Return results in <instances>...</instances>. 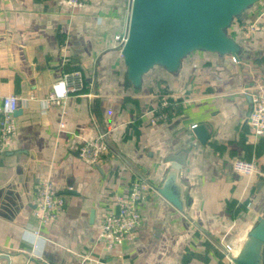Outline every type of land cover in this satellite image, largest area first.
Returning a JSON list of instances; mask_svg holds the SVG:
<instances>
[{
	"label": "crops",
	"instance_id": "1",
	"mask_svg": "<svg viewBox=\"0 0 264 264\" xmlns=\"http://www.w3.org/2000/svg\"><path fill=\"white\" fill-rule=\"evenodd\" d=\"M130 6L0 0V97H19L17 133L0 153V197L13 202L5 204L13 218L0 215V264H224L225 245L235 255L264 213V135L242 124L246 96L264 94V0L226 28L240 45L236 57L195 49L174 71L154 65L138 86L126 76L115 38ZM252 21L261 28L246 35L240 26ZM62 78L78 89L64 103H45ZM164 96L182 104L151 122L147 110ZM192 124L205 125V140ZM101 132L107 152L84 163L79 145ZM235 157L255 158L262 174L234 172ZM173 163L184 212L156 190ZM134 177L150 185L141 225L132 242L107 249L98 237L101 215L116 209ZM42 180L54 184L65 207L41 227L33 249L30 191Z\"/></svg>",
	"mask_w": 264,
	"mask_h": 264
},
{
	"label": "water",
	"instance_id": "2",
	"mask_svg": "<svg viewBox=\"0 0 264 264\" xmlns=\"http://www.w3.org/2000/svg\"><path fill=\"white\" fill-rule=\"evenodd\" d=\"M256 1L131 0L127 37L121 47L127 78L138 86L142 75L156 64L174 71L181 59L195 49L236 57L241 52L240 45L226 28L234 16ZM246 97L248 106L243 125L253 108L252 95ZM192 129L202 141L206 139L208 133L204 124ZM177 168L178 164L173 163L163 184L156 190L184 212L181 185L176 180ZM66 192L71 191L66 189ZM8 201L12 202L8 195L0 197V215L12 219L13 213L5 205ZM233 261L235 264H264V213L257 217L233 255Z\"/></svg>",
	"mask_w": 264,
	"mask_h": 264
},
{
	"label": "built area",
	"instance_id": "3",
	"mask_svg": "<svg viewBox=\"0 0 264 264\" xmlns=\"http://www.w3.org/2000/svg\"><path fill=\"white\" fill-rule=\"evenodd\" d=\"M91 0H65L69 7H83ZM261 28L257 21L242 23L240 29L249 35ZM128 24L124 31L117 34L115 38L120 48L127 37ZM235 57V56H233ZM79 76V72H74ZM66 82V91L61 82ZM78 89L75 84H70L65 78L54 81L45 99L48 104H60L66 101L69 93ZM253 108L248 117L247 123L251 129V135L259 137L264 135V94L252 95ZM19 104V97L16 94H7L0 97V153L8 149L17 133V124L14 113ZM182 104L181 100L170 96L159 98L156 104L150 106L147 112L150 114L151 122L163 118L164 109L173 111ZM62 125V124H61ZM195 124L191 125L193 128ZM108 150V142L105 133L101 132L95 137L83 141L77 154L81 161L86 164H96L101 156ZM231 168L234 172L246 176L261 175L262 170L258 161L235 157L231 160ZM150 185L143 177H134L130 180L128 190L116 196V209L104 211L101 215L98 237L104 242L107 249H111L123 242H132L136 231L142 222L141 203L145 199ZM32 217L35 221L29 230L34 236L33 249L38 247L37 238L40 236L41 227L51 223L65 207V198L58 194L54 184L49 180L38 181L31 189ZM89 262V260L87 261ZM224 264H235L233 261L232 249L225 245Z\"/></svg>",
	"mask_w": 264,
	"mask_h": 264
},
{
	"label": "clouds",
	"instance_id": "4",
	"mask_svg": "<svg viewBox=\"0 0 264 264\" xmlns=\"http://www.w3.org/2000/svg\"><path fill=\"white\" fill-rule=\"evenodd\" d=\"M61 86H63L65 88V91H66V82H61Z\"/></svg>",
	"mask_w": 264,
	"mask_h": 264
}]
</instances>
